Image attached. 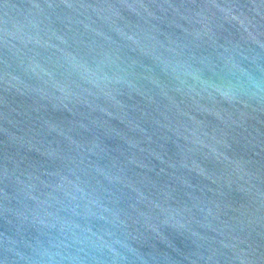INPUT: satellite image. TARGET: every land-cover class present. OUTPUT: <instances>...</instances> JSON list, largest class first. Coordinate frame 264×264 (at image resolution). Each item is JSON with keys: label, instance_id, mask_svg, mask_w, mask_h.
Instances as JSON below:
<instances>
[{"label": "water", "instance_id": "obj_1", "mask_svg": "<svg viewBox=\"0 0 264 264\" xmlns=\"http://www.w3.org/2000/svg\"><path fill=\"white\" fill-rule=\"evenodd\" d=\"M0 264H264V0H0Z\"/></svg>", "mask_w": 264, "mask_h": 264}]
</instances>
